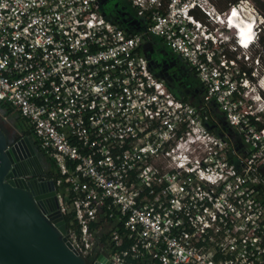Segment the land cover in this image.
Here are the masks:
<instances>
[{"label": "built area", "instance_id": "2783aa9c", "mask_svg": "<svg viewBox=\"0 0 264 264\" xmlns=\"http://www.w3.org/2000/svg\"><path fill=\"white\" fill-rule=\"evenodd\" d=\"M128 1L148 21L139 32L107 20L100 0H0V109L50 161L86 259L107 226L115 264H264V107L249 98L250 57L230 59L219 33L234 14L264 29L263 15L250 0ZM258 26L248 46L235 34L239 47ZM154 37L195 71L199 104L152 71Z\"/></svg>", "mask_w": 264, "mask_h": 264}, {"label": "water", "instance_id": "95a60500", "mask_svg": "<svg viewBox=\"0 0 264 264\" xmlns=\"http://www.w3.org/2000/svg\"><path fill=\"white\" fill-rule=\"evenodd\" d=\"M44 175L31 139L12 141L0 125V264H115L104 253L89 263L69 241L56 184Z\"/></svg>", "mask_w": 264, "mask_h": 264}, {"label": "rangeland", "instance_id": "374dc122", "mask_svg": "<svg viewBox=\"0 0 264 264\" xmlns=\"http://www.w3.org/2000/svg\"><path fill=\"white\" fill-rule=\"evenodd\" d=\"M260 1L264 2V0ZM98 5L100 13L107 20L120 22L127 31L138 32L146 26L145 16L141 15L139 9L134 7L128 0H100ZM218 8L222 11L227 10L229 7L224 8L223 4H220ZM258 11L261 14L259 9ZM247 20L251 21L249 19ZM254 21L256 26L259 25L257 30H261L258 33V37L264 36L263 25L260 23L258 16L254 18ZM219 33L228 38L226 45L228 54L236 56L237 58L243 57L244 60H246V56L250 57V60L245 61L247 62L246 67L252 69L254 73V80L250 81L249 89L251 93L249 94V98L256 97L258 101H255V106L258 107L261 104L264 107V80L260 83L261 78L264 76V48L259 44L258 37L254 39L256 41L254 45L249 50H245L238 46L234 29L225 26ZM154 39V44L149 43V45L143 48L144 54L150 59L151 65H155L157 69L158 65L163 68H168V73L172 74V77L169 78V81L172 83L171 91L178 96L181 94L182 96L188 97L190 100L193 92L197 89L200 91L201 89L203 90V83L194 75L187 62L181 56H177L167 45L163 44L161 38L154 37ZM236 46L238 49H235ZM212 106L213 112L219 113L217 103L213 102ZM0 113V125L6 130L10 140L17 141L21 137L26 136L16 121L15 113L8 116L2 109H0ZM229 130L232 131V128H229ZM32 143L40 160L44 163L42 153L38 150L34 141ZM98 251L103 253L100 248H98Z\"/></svg>", "mask_w": 264, "mask_h": 264}, {"label": "trees", "instance_id": "16d2710c", "mask_svg": "<svg viewBox=\"0 0 264 264\" xmlns=\"http://www.w3.org/2000/svg\"><path fill=\"white\" fill-rule=\"evenodd\" d=\"M238 1L239 0H216L215 3L217 5V7H219L220 4H223L224 8H226V7H229L231 4L237 3ZM250 1H252L254 3V5L257 7V9L260 10L261 14L264 17V2H261L260 0H250ZM260 44H261L262 47H264V36H262L260 38ZM229 58L230 59H236L237 57L236 56H231L229 54ZM243 69L246 70V68H243ZM247 72L249 74L250 79L254 80V78L251 76V72L252 71L251 70H247ZM193 73L197 77L196 73L195 72H193ZM239 77H241V76H239ZM195 93H197V92L196 91L193 92V94H195ZM176 96H178V95H176ZM203 96H204V94H202V96H200V98L196 99L193 103L194 104H199L203 100ZM178 97L182 98V99H184L186 101H189L188 97H185V96H178ZM1 109L3 111H5L6 115H8V116H11V114L14 113L13 110L11 108H9L5 104L1 105ZM16 119H17L16 121L18 122V125L24 131V134L26 136H28L29 138H31L32 141H34V143H35L36 147L38 148V150L43 154V151L40 148L35 136L33 135V133L30 130L25 128V121L21 118V116L19 114H16ZM69 220H70L69 217H67V221L68 222H69ZM97 226L98 225H94V228L97 227ZM110 235H111V233L108 231V227L107 226H106L105 230L103 229L102 232L97 234L98 244H97V248L95 249L96 255H94V257L92 259H91V257H89V259H87L89 263H92L93 259L97 258L100 254H102V253H100V251H98V248H100L103 251L104 254L110 255V253L112 252V244H111V241H110ZM135 264H141V263L135 262Z\"/></svg>", "mask_w": 264, "mask_h": 264}, {"label": "bare ground", "instance_id": "6f19581e", "mask_svg": "<svg viewBox=\"0 0 264 264\" xmlns=\"http://www.w3.org/2000/svg\"><path fill=\"white\" fill-rule=\"evenodd\" d=\"M228 22L230 23L231 28L234 29L236 33H239L243 38V45L248 46L254 35L255 22H246L241 19L238 14H234Z\"/></svg>", "mask_w": 264, "mask_h": 264}, {"label": "flooded vegetation", "instance_id": "af4514ba", "mask_svg": "<svg viewBox=\"0 0 264 264\" xmlns=\"http://www.w3.org/2000/svg\"><path fill=\"white\" fill-rule=\"evenodd\" d=\"M120 23V22H119ZM120 25H122L121 23H120ZM123 26V25H122ZM124 27V26H123ZM154 67H155V65H153ZM191 68V67H190ZM158 70L165 76V78H167L168 79V82L170 83V85L172 86V83H171V81H169V78H171L172 77V74H170V73H168V68H163V67H160L159 65H158ZM191 71L192 72H195L192 68H191ZM203 91H204V87H203V90L201 89V91L199 90V92H197V93H195V94H193L192 93V96H191V102H194L196 99H198V98H200V96H202V94H204L203 93ZM180 96H182L181 94H180ZM43 155V158H44V163L42 162V164H43V167H44V170H45V177H46V179L47 180H53L54 182H55V173L53 172V170H52V166H51V163H50V161L47 159V157L45 156V154L43 153L42 154ZM36 169V168H35ZM34 178H37V177H33V176H31V177H27V179L28 180H30V179H34ZM56 184V183H55ZM51 202V201H50Z\"/></svg>", "mask_w": 264, "mask_h": 264}, {"label": "crops", "instance_id": "0c3cea01", "mask_svg": "<svg viewBox=\"0 0 264 264\" xmlns=\"http://www.w3.org/2000/svg\"><path fill=\"white\" fill-rule=\"evenodd\" d=\"M114 23H118V24H120L119 22H114ZM147 24H148V21H147V19H146V26H147ZM144 29V28H143ZM129 32H136V31H129ZM139 32V31H138ZM162 41V40H161ZM154 42H155V39H152L150 42H148L145 46H147V45H149V43L151 44H154ZM163 42V41H162ZM163 44H165L164 42H163ZM166 45V44H165ZM144 46V47H145ZM143 47V48H144ZM147 50V49H146ZM144 53V52H143ZM145 55V54H144ZM146 56V55H145ZM178 56V55H177ZM147 57V56H146ZM180 57V56H179ZM148 58V57H147ZM148 60H149V62H150V59L148 58ZM150 66H151V69H152V71L157 75V76H159V77H162V78H165V76L156 68V67H154L153 65H151V63H150ZM156 70H158L157 72H156ZM196 92H199V90L197 89L196 90ZM204 92V91H203ZM189 101H191V100H189ZM102 232V231H101Z\"/></svg>", "mask_w": 264, "mask_h": 264}]
</instances>
